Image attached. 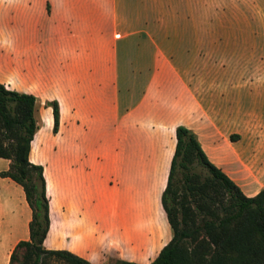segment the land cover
<instances>
[{"label":"crops","instance_id":"obj_1","mask_svg":"<svg viewBox=\"0 0 264 264\" xmlns=\"http://www.w3.org/2000/svg\"><path fill=\"white\" fill-rule=\"evenodd\" d=\"M0 82L36 99L46 247L150 261L177 124L244 194L264 187V0H0ZM12 181L3 202L28 212Z\"/></svg>","mask_w":264,"mask_h":264},{"label":"trees","instance_id":"obj_2","mask_svg":"<svg viewBox=\"0 0 264 264\" xmlns=\"http://www.w3.org/2000/svg\"><path fill=\"white\" fill-rule=\"evenodd\" d=\"M44 103L51 106V130L55 132L58 104L54 99ZM35 104L33 94L0 82V157L9 159L0 176L21 185L31 207L27 237L16 240L6 264H92L66 248L43 244L49 226L43 168L28 158L30 140L38 127ZM174 133V149L160 193L171 236L150 261L119 258L115 264H264V187L244 194L208 159L193 131L177 124ZM192 162L203 166L207 174L192 171Z\"/></svg>","mask_w":264,"mask_h":264},{"label":"rangeland","instance_id":"obj_3","mask_svg":"<svg viewBox=\"0 0 264 264\" xmlns=\"http://www.w3.org/2000/svg\"><path fill=\"white\" fill-rule=\"evenodd\" d=\"M237 56H238V54H235L233 56V61H234V59L239 58ZM250 102H251V99H249L247 101L248 104ZM232 118H233V121H232L233 126L235 125L238 128L239 127V119H238L239 117H232ZM249 127H250V125H248V128ZM48 134L50 135V132H48ZM232 135H234V136H232ZM232 135H231V137H237V136H239V133L238 132H235V133L232 132ZM34 144H35V141H34ZM50 150H52V149H50L48 146H45L44 148H42L40 150L34 151V154H36V153H37V155L42 154V156L45 157L50 152ZM253 150L256 151L255 148ZM8 161H9V159H8ZM191 170L194 172L203 174V175L207 174L206 169L203 166H201L195 162H192ZM175 178H176V183L179 184L180 183V173L178 171L176 172ZM12 183H14L15 185H17L19 187L22 199H23V201H24V203L28 209V212L25 208L24 209L17 208L15 201H13V204H7V203L3 202L4 197L0 196V222H3V223H0V264H6L7 263L8 257L5 258V253H4L5 248L4 247L8 245V247H9L8 252H9L12 245L14 244L15 239H17L18 237H20V238L26 237V235L24 236V234H25L26 229H27V222L31 216V207L29 206V204L27 203V201L24 197V192L22 190L21 185H19L18 183L14 182V181H12ZM12 209L16 212L18 218L16 221L10 222L11 217H12ZM5 232H7V234H5V235H7V238L5 237L4 243L2 244L3 237H4L3 235ZM16 257H17V259L21 258V249H18ZM116 259H119V257H116L115 255H107L105 258H103L97 264H115ZM15 264H17V261L15 262ZM92 264H95V263H92Z\"/></svg>","mask_w":264,"mask_h":264}]
</instances>
